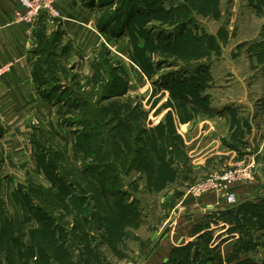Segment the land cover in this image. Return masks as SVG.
I'll use <instances>...</instances> for the list:
<instances>
[{
  "label": "rangeland",
  "instance_id": "374dc122",
  "mask_svg": "<svg viewBox=\"0 0 264 264\" xmlns=\"http://www.w3.org/2000/svg\"><path fill=\"white\" fill-rule=\"evenodd\" d=\"M16 1L18 8L13 11L12 23L30 25L41 15L50 19L60 17H52L45 11L40 13L39 10L31 16V21H26L29 7L22 5L20 0ZM130 1L110 0L108 5L102 7L100 20L105 19L107 15L119 14ZM157 1L161 0H152V3ZM194 2V0H171L166 4L183 6ZM152 3L150 1V4ZM55 4L62 17L57 0ZM216 4L220 12L219 16H205L192 11V22L188 24L193 29V33L198 36L210 34L214 37L212 41L214 40L215 44H212L214 47L206 63L209 69L208 90L212 92L208 94V97L214 102L228 99L232 106H238L239 115L248 116L245 123L241 124L242 129H247V135H238V140L241 139L242 144L239 147L234 145L242 153V156L236 154L237 162H240L243 160V155H253L258 149L262 150L264 141V120L258 119L257 115L259 109L257 103L264 97V0H216ZM115 12L117 13L114 14ZM150 21L163 28H170L168 25L158 23L156 19ZM144 22H146L145 19H143ZM151 32L155 37L156 31ZM109 34L102 33L103 39L111 43L110 51L115 57L114 65L121 75L125 72L132 83L128 94L116 95L112 100L120 103L129 98L143 110L149 109L150 114H153L151 115L153 121L154 118L155 121L163 119L169 110V104L165 100L171 97L168 90L157 89L152 81L171 71L178 73L177 78H189L190 75L199 77V68L188 70L191 67L185 68L170 59L160 58L159 60L152 53L155 60L153 67L158 65L162 69L154 73L152 78H147L139 70L135 61L129 57L130 51H133L131 45L135 43L134 38H130L125 32ZM140 40L139 38L138 42ZM81 66L82 70L79 69L78 76L64 75L65 78H63L67 83L57 86V90L62 93L63 101L54 106V114L55 109L59 112L58 116L57 114L53 116L52 133L46 130V136L39 134L43 145V148L39 149L46 150L48 154L50 152L63 154L53 156V171L49 172L47 169L48 157L31 155L29 150L31 143L29 144L24 138L26 132L22 135L11 133L9 140H5V146H2L4 152H0V264H146L144 259L151 253V251L148 252L150 247L148 245L153 242L157 230H160V233L156 237L161 239L166 232L177 226L176 222L186 212L183 208L186 203L181 202L179 207L176 204L173 208L175 213L170 210L173 215L169 216L170 211L167 215V211L172 208L168 206V203L173 195L176 192H183L186 186L197 181L200 182L197 183L201 188L207 189L204 187L205 182L207 180L209 183L211 178L202 179L212 170L223 167V164L216 163V166L209 165L203 170L189 168V162L181 151L182 143L166 142V153H169L166 154V164L173 166L175 161H184L186 169L183 172L188 177L186 180L180 172L179 177L175 178L176 182L167 181L169 186L166 189L160 192L154 191L147 179L149 174H154V170L147 172L140 167L134 168L131 163L132 158L126 155L113 157L112 161L117 164V168L113 169L109 166L111 158L106 155L102 157V162L100 161V166L103 167L104 172L106 170L107 174L106 183H102L101 188L104 192L112 189L109 191L111 193L105 194L99 189L97 196H93L87 188L81 190L77 183H85L77 177V171L81 173L86 169L85 165L89 166L91 165L89 163L99 161L93 146H91V154H87L76 144L77 138L75 139L79 133L91 135L90 128L83 129L78 122L75 123L78 121L77 117L81 116L78 113L79 107L75 104L83 100L84 91L92 93L95 87L94 82H88L93 70H90L88 64H81ZM7 67H0V76ZM68 80H75V82L72 84ZM74 99L76 103L72 101ZM108 104L104 105L108 106ZM175 117L177 120L176 114ZM108 119L109 115H102L99 121L100 132L95 133L100 144L102 146L105 144L106 147L109 142L108 134H112L114 125L108 122ZM222 123L223 126L228 125L226 119L222 120ZM143 125L146 128L145 119ZM47 128L50 129V126ZM228 132L226 130V134ZM12 139L15 141L13 142ZM78 142L82 141L77 140ZM170 150H174V153ZM244 164H247V161ZM239 165L223 174L226 176L223 180L230 186L251 179L247 165L244 168H239L243 166ZM114 170L119 179L116 184H112V178L111 181L109 180ZM218 177L221 178V175ZM212 179H214L212 183H216L217 180ZM69 190L71 193L67 195ZM231 191L230 188L229 192ZM262 193L257 194L258 197L254 198V201L237 205V207L255 206L256 208L249 211L245 209L240 214L235 213L242 226L238 232L236 231L238 233L236 240L242 237L241 233L246 235V240L252 248L244 252L247 257L245 260L255 262L254 264H264V191ZM189 197L190 195L187 196ZM110 213L112 218H109ZM107 228L110 230L117 228L114 230L115 235L110 236ZM179 228L185 232H190L191 229L183 225ZM232 229L236 230L235 224ZM220 231L218 223L211 227L209 232L213 234V241L215 239L216 242L220 237ZM212 236L205 241L207 246L214 244L213 241L211 243ZM160 239L158 242L154 240V244L157 243V246H160ZM224 239L215 247H219V244L225 241ZM194 241L197 242L198 237ZM189 244L191 242H186L184 245ZM30 248L35 250L31 251ZM44 248L46 252L38 253L37 250L42 251Z\"/></svg>",
  "mask_w": 264,
  "mask_h": 264
},
{
  "label": "crops",
  "instance_id": "0c3cea01",
  "mask_svg": "<svg viewBox=\"0 0 264 264\" xmlns=\"http://www.w3.org/2000/svg\"><path fill=\"white\" fill-rule=\"evenodd\" d=\"M57 2L62 13L61 18L50 19L41 15L30 25H25L11 22L13 11L18 8L17 1L0 0V67L8 66L7 70L0 76L1 153L4 152L5 140H9L11 133L15 132V134L20 133L22 135L23 132H26L24 138L28 140L29 144L31 143L29 150L34 157L36 155L34 148L36 144L34 142L39 138V134L46 136V130L50 134L52 133L53 116L56 114L58 116V110L56 109L54 114V106L56 107V105L53 104L50 98H43L40 94L42 88H38L34 79V65L39 57L36 49L39 45L40 33L44 34L42 37L44 41L52 40V35L55 32L60 35L57 43L62 62L57 70V75L61 77V84L65 85V82L67 83L63 78V68L65 71H69L71 76H78L77 72L80 68L82 70L81 64H88L90 70H92V64L99 60L101 56L106 57L109 64L116 67L114 65V54L110 51L111 43H107L103 39V32L98 28L100 11L103 9L98 0H57ZM124 75L126 94H128L132 83L125 72ZM68 82L73 84L75 80H68ZM152 83L156 85L155 81H152ZM208 88L209 85L205 90L207 95L212 93ZM159 90L165 91L166 89ZM147 102L150 103L149 100ZM165 102L169 104L170 110L166 115L168 113L172 114L175 134L183 145L181 151L184 152L185 159L189 162V168L203 170L209 165L216 166V163L223 164V167L212 170L202 179L205 180L209 177L217 180L213 184L207 183L206 180L204 187L207 189L201 188L198 184L200 182L197 181L198 183L193 182L186 186L183 192L173 193L172 200L168 203V206L172 208L167 211V215L170 210L175 213L173 208L176 204L179 207L181 202L186 203L183 207L186 212L176 222L177 226L166 232L161 239L156 237L160 233V230H157L153 242L148 245V247L150 246L148 252L151 251V253L144 261L146 264H165L174 253L175 256L182 255L183 250L173 251L187 247L184 245L186 242L193 244L198 237V242L202 244L201 237L203 234L209 233L212 236L213 234L209 230L218 223L221 228L220 237L215 242L212 236L211 243L214 242V244H210L208 248L220 256V264H239L247 257L243 251L239 252L235 248L238 230H231L234 223L227 220L230 214L226 213L238 204L254 201V198L258 197L257 194L264 191V141L261 147L262 150L258 149L253 155H243V160L237 162V157L242 156V153L234 145L239 147L242 144V140H238V135H247V129H242L241 124H244L246 118H248V116L239 115L238 106H232L231 101L228 99L214 102L210 98L205 102V106H201L200 109L190 103L182 104L176 100L166 99ZM257 105L259 107L257 110L258 119L263 118L264 120V97ZM147 110L145 109L147 129H154L165 123L166 116L159 119V121H155L154 118L153 121L151 116L153 114H150L149 109ZM224 119L228 122L226 126H223L222 123ZM49 126L50 129L47 128ZM226 130L229 131L227 134ZM13 136L11 137L13 138ZM12 141L14 142L15 139H12ZM170 151L174 153V150ZM165 154L168 155L169 153L165 151ZM192 157L194 161L190 159ZM246 161L247 164H244ZM237 164L243 165L239 168H244L247 165L251 179L230 186L227 181L222 179V176ZM172 167L177 178L180 172L185 180L188 178L183 172L186 169L184 161H175ZM255 173L256 175H254ZM220 175L221 178L218 177ZM147 179L154 191L160 192L169 186L166 182L161 183L159 181L157 170H154L153 175L149 174ZM174 182L176 181L174 180ZM230 188L236 199L233 204L226 202ZM189 195L190 197L187 198ZM259 197H262V195H259ZM171 211L169 216L173 215ZM181 225L191 228L190 232H185L182 228H179ZM159 239L160 246H157V243L154 244V240L158 242ZM223 239L225 241L221 242L219 247H215ZM196 252V248L191 249V257ZM197 258H200V256L198 255ZM203 264H217V262L209 260Z\"/></svg>",
  "mask_w": 264,
  "mask_h": 264
},
{
  "label": "trees",
  "instance_id": "16d2710c",
  "mask_svg": "<svg viewBox=\"0 0 264 264\" xmlns=\"http://www.w3.org/2000/svg\"><path fill=\"white\" fill-rule=\"evenodd\" d=\"M150 1L152 3V0H131L119 14L112 16L107 15L105 19L100 20L98 28L106 35H110L109 33L111 32L113 34L125 32L130 38H134L135 43L131 45L133 46V51H130V57L148 78H152L154 73H158L162 69L159 68L158 65H156L157 67L155 68L153 67L155 64L153 54H155L159 60H161L160 58L170 59L173 62L180 63L182 66H185V68L186 66L191 67L188 70L199 68V77L190 75L191 77L189 78H177L176 76L178 73L171 71L157 79L155 84L158 89L163 88L168 90L172 100H176L182 104L190 103L200 109L201 106H205V102L209 100L208 95L205 93L209 85L207 82L209 79V71L206 63L210 57L211 49L214 47L212 44L214 45L215 42L214 40L212 41L214 37L210 34L198 36V34L193 33V29L190 28L188 23L192 22V11H197L205 16H219L220 12L216 8V0H194V3L183 6L166 4V2L169 3L171 0H161L152 4H150ZM98 2L101 7H103L108 5L110 0H98ZM116 13L117 12L114 14ZM183 16L187 17L183 19ZM143 19H145L146 22L143 23ZM152 19H156L158 23L168 25L170 28L167 29V27L163 28L157 24H153L151 23L152 21H150ZM154 25L157 27H153ZM172 26L174 28H172ZM151 31H156L155 37H153V32ZM163 33L167 34L164 36ZM43 35V33H40L39 45L36 49L39 57L34 65V79L38 88H42L40 94L43 98H50L53 104L56 105L63 101L62 93L57 90V86L61 84V77L57 75V70L62 62L60 49H58L59 45L57 43L60 35L58 32L53 33L52 40L50 41H44L42 38ZM139 38L141 39L140 42H138ZM92 70L93 72L88 78V82L95 83L94 91L92 93L84 91L82 93V101L77 102L76 99L72 100L74 103L77 102L75 105L79 107L78 113L81 114L80 117H77L78 121L72 120H74L75 123L78 122L79 126L83 129L90 128L89 133L91 134H77V137H75V139L77 138L76 144L87 154H91V146H93L92 148H95V153L99 159L97 163L92 162L89 163L91 164L89 166L85 165L86 169L81 173L77 171V177H80L85 183H77L81 190L87 188L92 192L93 196H97L99 189H101L102 193H111L109 191L112 189H108L109 191L104 192L101 188L102 183H106L107 174L106 170L104 172L103 167L100 166V161L102 162V157L106 155L111 158L109 166L113 169L117 168V164L112 161L113 157L126 155L132 158H130L131 163L136 169L140 167L147 172L157 170L158 178L161 183L174 181L176 172L171 165L165 162V144L166 142L181 141L175 134L171 113L166 115L165 123L154 129L145 128L143 121L146 117V111L143 110L140 105H135L136 103H132V100L129 98L120 101V103L112 100L116 95L121 96L126 93L124 72V76L121 75L116 67L110 65L104 56H101L99 60L92 64ZM62 71L63 77L64 75L70 74L69 71H65L64 68ZM93 96L95 98H92ZM104 104H108V106ZM102 115H109L108 122L114 124L112 126V134H108L109 142L107 147L105 144L102 146L99 142V138L95 136V133L99 134L100 132L99 121H101ZM116 116L118 118H116ZM40 140L41 138L39 137L34 142L36 144V155L37 157H48L47 169L51 172L53 171V156H60L63 154L53 152L48 154L46 150L39 149L43 148ZM77 140H81L84 143H77ZM40 160L42 161V158ZM111 178L112 184L118 183L119 179L116 170L110 174V181ZM71 191L69 190L67 195H70ZM254 208L256 207L245 208L236 206L231 208L226 213L230 214L227 220L233 222L236 225V230H239L242 226L240 225V219L235 213L238 212V214H240L243 213L245 209L249 211ZM109 218H112V213H110ZM114 230H117V228ZM114 230L107 228V232L110 236L115 235ZM31 233H35V231H31ZM241 234L242 237L238 239L235 248L239 252H245L252 247L248 244L249 242L246 240V235L243 233ZM45 236L47 235L45 234ZM208 238L210 239L209 233L203 234L201 237L203 245L197 241L182 249L174 250L173 252L183 250V253L177 256H175L176 254L174 253L165 264H172L174 262L177 264L178 262L179 264H203L205 261L209 260L216 261L217 264H220V256L215 251L209 249L205 243ZM41 239H43V235H41ZM193 248H196L197 252L191 257V249ZM30 250L33 251L35 249L30 248ZM37 251L38 253H44L46 249L44 248L42 251ZM198 255L200 256L199 259H197ZM198 261L200 262L198 263ZM254 263L244 260L239 264Z\"/></svg>",
  "mask_w": 264,
  "mask_h": 264
},
{
  "label": "built area",
  "instance_id": "2783aa9c",
  "mask_svg": "<svg viewBox=\"0 0 264 264\" xmlns=\"http://www.w3.org/2000/svg\"><path fill=\"white\" fill-rule=\"evenodd\" d=\"M22 5L29 7V14L26 17V21H31V16L35 15L39 10L40 13L45 11L50 14L52 17H61L60 12L56 6V0H20ZM25 13V12H24ZM44 13V12H43ZM59 17V18H60ZM31 18V19H30ZM226 176H222L224 179ZM214 179L209 180V184H213ZM234 193L230 192L226 197V202L233 204L235 202Z\"/></svg>",
  "mask_w": 264,
  "mask_h": 264
}]
</instances>
